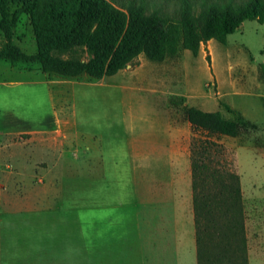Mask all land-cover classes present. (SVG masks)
Wrapping results in <instances>:
<instances>
[{"label":"rangeland","instance_id":"374dc122","mask_svg":"<svg viewBox=\"0 0 264 264\" xmlns=\"http://www.w3.org/2000/svg\"><path fill=\"white\" fill-rule=\"evenodd\" d=\"M173 7L169 2L166 10ZM11 41L26 54L35 52L26 16L14 28ZM6 42L0 28V48ZM225 45L232 57L216 50L213 60L206 45L204 54L193 56L181 49L164 62L141 53L114 75L100 79L48 75L34 62L0 60V264H74L71 222L100 180L95 176L103 172L105 157L122 160L126 179L121 183L130 217L135 218L143 172H154L155 179L149 181L162 186L169 171L182 170L188 161L191 130L183 106L213 93L253 121L261 116L258 80L264 62V22L245 20ZM247 129L235 137L221 135L217 141L225 146L227 158L236 153L234 167L250 190L264 192V152L255 146L264 147V120L256 129ZM192 131L195 138L203 137ZM170 144H177L185 155L181 162L144 160L150 150L160 159L169 153ZM239 144L244 145L236 147ZM223 156L216 153L215 162L232 163ZM129 259L126 264H137L135 255Z\"/></svg>","mask_w":264,"mask_h":264},{"label":"trees","instance_id":"16d2710c","mask_svg":"<svg viewBox=\"0 0 264 264\" xmlns=\"http://www.w3.org/2000/svg\"><path fill=\"white\" fill-rule=\"evenodd\" d=\"M169 2L172 11L166 10ZM22 16L33 29L32 54L11 41ZM252 19L264 22V0H0V28L7 39L0 60L34 62L48 75L100 79L141 53L163 61L181 49L197 55L211 38L226 44L229 34ZM206 59L210 65L208 54ZM182 114L193 130L204 133L191 142L197 264H248L240 179L215 162L216 153L226 159L228 152L214 138L235 137L253 126L193 106H183Z\"/></svg>","mask_w":264,"mask_h":264},{"label":"crops","instance_id":"0c3cea01","mask_svg":"<svg viewBox=\"0 0 264 264\" xmlns=\"http://www.w3.org/2000/svg\"><path fill=\"white\" fill-rule=\"evenodd\" d=\"M205 45L213 60L216 54L218 55L216 50L224 56L230 52L228 57H232L230 48L214 38L202 44L197 55L186 50L190 51L193 56H198L201 53L204 54ZM164 61L167 60L162 62ZM238 64L241 63L237 62ZM259 66L261 72L258 81L262 92L258 98L262 104L260 109L262 115L254 121L228 102L223 101L222 98L218 100L213 93L203 95L193 105L188 106L203 111H219L222 117L228 120H235L239 117L252 124L253 127H248L247 130L256 129L258 124L264 120V101H262L264 98V62ZM235 81L233 77L232 82L236 85L238 82ZM185 100L188 101L186 97ZM224 104L228 105L233 112L228 111ZM187 123L191 130L186 147L188 161L182 170L179 168L169 171L166 176L167 180L162 186L149 181L155 179L154 172H147V174L143 172L142 181L136 193L135 218L130 217V202L121 183L123 179H126L121 169L122 160L115 155L112 160L104 158L103 172L95 176L100 180L98 179L99 181L91 187L87 205H79L78 216L75 215L74 222H71L74 264H86V262L88 264H97V262L99 264H126V260L131 255L136 256L137 264H197L191 174V142L194 135L191 124L188 121ZM172 142L176 143V139ZM240 145L244 144L236 147ZM247 145L254 144L248 143ZM107 146L106 144V151ZM255 146L264 152L263 146ZM167 152L158 159L155 150L147 151L144 160L154 163L160 162L163 157L164 161L177 163L182 161V156H185L177 144L176 146L170 144L169 153ZM114 153L118 152L114 151ZM233 155L236 161V153L232 152L230 158L228 157L232 163L228 167L240 179L248 264H264V192L250 190L249 185L235 169L236 165L234 167ZM78 178H85V176H78ZM60 224L63 226L65 222H56L54 225ZM130 226H132L131 230H129Z\"/></svg>","mask_w":264,"mask_h":264}]
</instances>
